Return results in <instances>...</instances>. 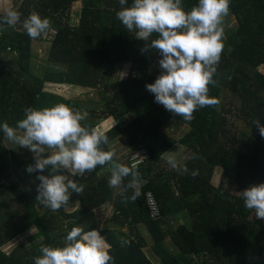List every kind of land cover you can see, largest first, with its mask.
Segmentation results:
<instances>
[{"label": "trees", "instance_id": "trees-1", "mask_svg": "<svg viewBox=\"0 0 264 264\" xmlns=\"http://www.w3.org/2000/svg\"><path fill=\"white\" fill-rule=\"evenodd\" d=\"M74 3H80L81 8L73 25L69 12ZM131 3L128 0L125 6ZM182 4L189 11L198 0H182ZM121 7L119 0H23L18 8L21 22L36 12L55 28L42 75L33 66L38 56L32 48L40 37L30 38L22 24L0 31V125L7 122L15 128L28 107L69 106L64 98L47 91L49 84L60 90L90 91L98 100L84 103L93 108L74 105L73 109L87 114L82 125L97 127L108 136L109 143L102 149L114 152L113 160L129 167L134 152L144 149L148 153V158L137 164L140 181L135 201L122 202L120 193L116 195L109 187L111 165L106 164L71 177L85 186L84 191L72 192L68 204L58 211L40 215L34 204L40 173H28L26 168L12 170L10 149L0 130V205L4 197L11 196L24 210L22 217L13 212L0 223V264H34V257L41 255V245L63 247L73 227L99 232L94 211L105 205L113 208L111 228L103 234L111 246L114 264H264V220H251L255 212L245 208L238 194L264 183V137L253 124L260 120L264 125V74L260 72L264 67V0H230L229 15L236 18V25L222 39L224 48L213 77L217 83L209 85L208 93L219 104L199 108L191 121L169 113L146 89L161 74L160 68L153 67L155 60H160L159 51L141 52L147 42L136 39L135 32H129L116 18ZM3 14L0 12V17ZM155 38L153 34L149 43ZM7 49L17 55L2 58ZM123 64H129L126 79L110 82L109 76ZM225 91L230 92L231 99L225 98L220 108ZM146 106L152 112L149 118L130 116ZM125 117L129 119L124 122ZM172 121L186 125L187 132L179 138L162 134L160 128ZM102 122L105 125L99 127ZM241 122L256 133L250 154L236 147ZM117 140L131 147L124 161L111 147ZM178 147L189 153V158L179 163L187 169L183 174L166 163L169 150ZM217 167L222 169L218 186L213 183ZM193 171L197 174L192 175ZM42 174L48 175V169ZM130 179L125 178L124 184ZM133 191L129 189L126 195L131 197ZM148 192L159 208L156 219L149 215ZM177 215L185 222L180 224ZM171 222L174 252L164 246L166 234L162 230V225ZM141 225L158 263L148 256ZM32 226L40 242L20 243L9 253L4 251ZM126 227L129 233L123 230ZM122 240L129 244L122 247Z\"/></svg>", "mask_w": 264, "mask_h": 264}, {"label": "clouds", "instance_id": "clouds-1", "mask_svg": "<svg viewBox=\"0 0 264 264\" xmlns=\"http://www.w3.org/2000/svg\"><path fill=\"white\" fill-rule=\"evenodd\" d=\"M119 4L122 7L116 18L129 32H135L136 39L147 42L141 52L155 49L162 57L158 62L161 74L154 83L146 85L155 102L185 121L194 119L199 108L218 105L219 100L208 93L209 85L217 83L213 77L224 48L223 23L230 13V0H198L189 11L184 9L182 0H132L130 6H125L128 0H119ZM18 8L19 5L5 8L0 31L5 26L22 24L32 39L47 35L51 29L48 18L31 12L21 22ZM153 34L157 38L149 43ZM86 117V113L61 103L50 108H26L24 118L16 122L15 128L7 122L0 125L8 141L33 153L35 163L28 165L26 171L40 173L36 177V200L50 211L66 206L72 192L84 191L85 186L71 177L83 176L106 164L111 165L108 185L121 189L122 202L135 201L139 196L135 191L140 181L137 165L129 167L115 162L114 152L101 147L109 143L108 136L97 127L82 125ZM253 124L264 137L260 120ZM166 163L181 174L187 171L175 156L167 155ZM46 169L49 174H42ZM127 177L131 179L125 185ZM129 189L134 190L131 197L126 195ZM238 194L245 208L254 210L258 220H264V183L251 185ZM127 244L129 241H121L122 247ZM110 247L97 230L73 227L63 247L41 245V255L34 257V264H114Z\"/></svg>", "mask_w": 264, "mask_h": 264}, {"label": "rangeland", "instance_id": "rangeland-1", "mask_svg": "<svg viewBox=\"0 0 264 264\" xmlns=\"http://www.w3.org/2000/svg\"><path fill=\"white\" fill-rule=\"evenodd\" d=\"M22 2H23V0H22ZM22 2H21V0H0V12H4L5 8H7V7H15L16 5L20 6ZM80 8H81L80 3H74L72 5V7L70 8L69 21L73 25L76 24V22H77V13L80 10ZM235 25H236V18L234 16L228 15L227 17H225L224 23H223L222 39L225 37L226 31L233 28ZM54 34H55V28L51 22V29H50V31H48L47 35H42L40 37V40H34L32 43V48L34 50V53L38 56V57H36V59H34L33 66L35 67V69L39 68V74L40 75H42L44 73V69L48 65L47 59H48V53L50 51V46H51L50 41H51ZM16 55L17 54L15 51H10V49H7V51H5L4 55L1 57L4 59H9V58H14ZM158 56H159L158 59L162 58L160 53ZM158 62H159V60H155V62L153 64L154 68H160ZM128 69H129V64H123L121 66H117L115 71L112 73V75L109 76V81L110 82L123 81V78L125 77ZM260 72L264 74V67L260 68ZM47 86H51V87H48L49 90H47V91H51L54 95H57L59 97L64 98L66 101H68L69 107H71V108H73L74 105H77L80 108L85 107V108L92 109L93 107L91 105H87V104L85 105L84 101L98 100V99H96V97H94L95 95H93L92 92H90V91H84V90L72 91L68 87L67 88L61 87L62 90H60V87L58 88L55 85L49 84ZM225 98L231 99V94L229 91L228 92L225 91L222 93L221 99H220V108L224 104ZM148 108L149 107L146 106V107L136 109L133 112H131L130 116L133 118H135L137 116H140L143 118H149L152 115V112L148 111ZM128 119L129 118L125 117L122 120L127 121ZM97 121L98 120H96V122ZM99 121H101V120H99ZM104 125H105V122H102L98 126L103 127ZM160 132L162 134L171 135V136H175L176 138H179L184 132L185 133L187 132V126L181 125L179 123H176L175 121H172V122H169L168 124L164 125L163 127H161ZM255 134L256 133L247 124H245L243 122L239 123V129H238L239 139H238V143H237L236 147L238 149H240L241 151H243L244 153L250 154L251 148L253 147ZM4 142L7 146V148L10 149L12 164H13V166H12L13 171L16 169L15 170V172H16L18 169L27 168L28 165L35 163L34 158H33V153L29 149H27L25 147H19L18 145L11 143L7 139H5ZM111 147H112V149L115 148L114 150H115L116 155L118 157H120V159H122L123 161L126 159V155L129 153V151L131 149V147L124 140H121V141L117 140V142L114 141L111 144ZM175 149L176 150H173V149L169 150L168 155L175 156L179 163H183L184 161H186L189 158V153L187 151L183 150L180 147L175 148ZM48 171H50V170H48ZM221 172H222V169L220 167H217L215 172H214L213 183L217 186L219 185V181L221 178ZM113 190H114V193L116 195L121 192V189H113ZM1 202H2V205H0V223L3 222L2 220L6 219V217L4 218V216H9V215H11V213L13 215V212H18L19 217H22L24 215L23 207L18 204V202L15 198H13L11 196H6V197H4V199ZM34 204H35L37 211L40 215L51 212L50 210L45 208L42 204H39V202L37 200L34 201ZM78 207H79V205H77L76 208H78ZM94 212H95V219H96V224L98 226L99 232H101L105 241L108 242L103 233L105 231H107L106 228H111V223H110L109 219L111 218V215L113 213V208L111 205H105L101 208L96 209ZM7 218H9V217H7ZM253 219H256L255 214L253 215L251 220H253ZM16 220H17V218H16ZM177 220L180 222V224L185 222V220L183 218H181L180 215H177ZM186 223H188L187 218H186ZM170 226H173V222H171L167 225H162V230L166 234L164 246L169 247L174 252V249H173V247L171 245V241H170L171 240V238H170V233H171ZM142 227H143L142 225L139 226V228L141 229V233L143 234L145 241L147 243L148 256H150V260L152 262L158 263V262H160L159 258H157V256L150 251V247L152 244L150 237L148 236L147 232L144 231V229H142ZM123 230L126 233L130 232L127 227L124 228ZM37 242H40L38 232L35 229V227L32 226L29 229H27L24 233H22L19 237L14 239L11 243L7 244L4 247V251L9 253L12 248L16 247L20 243H25V244L34 243V244H36Z\"/></svg>", "mask_w": 264, "mask_h": 264}, {"label": "built area", "instance_id": "built-area-1", "mask_svg": "<svg viewBox=\"0 0 264 264\" xmlns=\"http://www.w3.org/2000/svg\"><path fill=\"white\" fill-rule=\"evenodd\" d=\"M127 74H128V71L126 72V75L123 78V80L126 79ZM146 158H148V153L144 149H139L130 156V164L132 165L133 163H135L137 165V164L141 163ZM145 197H146V203H147V206L149 209L150 218H152V219L158 218L159 217V208L157 206V202H156L154 196L148 192L145 194Z\"/></svg>", "mask_w": 264, "mask_h": 264}]
</instances>
